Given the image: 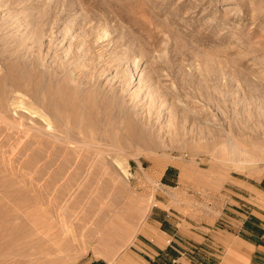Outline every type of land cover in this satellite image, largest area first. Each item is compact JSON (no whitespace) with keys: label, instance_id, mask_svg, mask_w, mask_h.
Masks as SVG:
<instances>
[{"label":"rangeland","instance_id":"rangeland-1","mask_svg":"<svg viewBox=\"0 0 264 264\" xmlns=\"http://www.w3.org/2000/svg\"><path fill=\"white\" fill-rule=\"evenodd\" d=\"M234 184L264 208V0H0V264H113Z\"/></svg>","mask_w":264,"mask_h":264},{"label":"crops","instance_id":"crops-1","mask_svg":"<svg viewBox=\"0 0 264 264\" xmlns=\"http://www.w3.org/2000/svg\"><path fill=\"white\" fill-rule=\"evenodd\" d=\"M234 185L238 192L224 190L232 198L220 196V209L207 223L160 214V208L155 214L153 206L128 248L112 263L264 264V208L257 206L255 188ZM242 191H248L247 197Z\"/></svg>","mask_w":264,"mask_h":264},{"label":"bare ground","instance_id":"bare-ground-1","mask_svg":"<svg viewBox=\"0 0 264 264\" xmlns=\"http://www.w3.org/2000/svg\"><path fill=\"white\" fill-rule=\"evenodd\" d=\"M21 106H22V105H21ZM25 109H26V108H25ZM28 110H29V109H28ZM30 111H31V110H30ZM27 112H28V111H27ZM148 112H149V111H148ZM148 116H149V115H148ZM41 118H42V117H41ZM41 118H40V119H41ZM143 122H145V120H144ZM146 123H148V121H147ZM145 125H148V124H144V127H145ZM153 132H154V131L152 130L151 133L153 134ZM153 135H157V133L155 134V132H154ZM123 174H125V172H124ZM125 176H126V175H125Z\"/></svg>","mask_w":264,"mask_h":264}]
</instances>
